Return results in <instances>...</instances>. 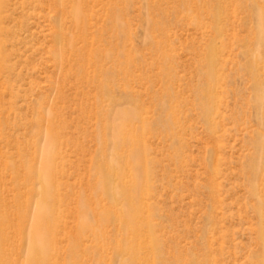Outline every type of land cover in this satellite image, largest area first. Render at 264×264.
I'll return each mask as SVG.
<instances>
[{
	"label": "rangeland",
	"instance_id": "374dc122",
	"mask_svg": "<svg viewBox=\"0 0 264 264\" xmlns=\"http://www.w3.org/2000/svg\"><path fill=\"white\" fill-rule=\"evenodd\" d=\"M0 155L11 264H264V0H0Z\"/></svg>",
	"mask_w": 264,
	"mask_h": 264
},
{
	"label": "bare ground",
	"instance_id": "6f19581e",
	"mask_svg": "<svg viewBox=\"0 0 264 264\" xmlns=\"http://www.w3.org/2000/svg\"><path fill=\"white\" fill-rule=\"evenodd\" d=\"M78 3H79V0H78ZM80 3H81V0H80ZM79 7H81L80 4H77L76 7H75V11L72 12V15L71 16H72V19H73V23H72L73 26H74L75 29H77V31L78 30L80 31L79 32V34H80L81 31L84 29L83 27H85V25H84L85 22L83 21L84 17L82 19L81 16H80V12H79V9L80 8ZM82 32L84 34V31H82ZM56 37L59 39L60 38V34H57ZM67 44L71 47V50L74 53L75 59H77L78 65H82L83 62H84V59L82 58V53H81V55L80 54H76L77 53V50H76V48H74L73 41L69 40L67 42ZM211 54H213V53H211ZM118 56H120V55H118ZM49 124H52L53 125L52 122L51 123H48V125ZM118 127H122V130H123V125L122 126H118ZM49 130L50 131L48 132L49 134H48V138L47 139L49 141V144H50V148L51 149H49L46 152V154H45V160L42 163V168H41V172H40V176H42V181H41V184H40V187H41V194L40 195H41L42 201H41V203H39V207H38L41 212L38 213V215L36 217V224L37 225H41V223L43 222L44 218L46 217V214H45L44 209L46 208L45 207L46 200L49 198L48 196H49V193H50L47 190V187H48V184H49L48 183L49 169H50V165H51L52 159H55L56 158V154H57L56 148L59 145V140H60V137L57 134H54L53 129L51 130V128L49 127ZM119 130H120V128L119 129L116 128V133L114 135V144H116V146L118 147L117 148V154L119 156H121V152H122L121 147L125 146L128 143V141L126 143L125 138H123L124 136L123 135H122L123 137L121 136V133H120ZM131 145H130V147H131ZM53 147L55 148L54 150H53ZM130 156H132V155H130ZM133 157H132V159H133ZM134 159H136V157ZM132 163H134V162H132ZM136 165H138V163ZM1 167H2V170L3 171H6V172L8 171L10 173V182H11V184L13 186H18L20 184V182H19V179H18V177L16 175L17 172L15 171V168L13 166L7 165L3 160L0 159V168ZM136 169H135V171L137 172ZM12 174L15 175V176L13 177ZM0 179H1L0 180V182H1L3 180V178H1V176H0ZM105 185L106 186L108 185V187H109L107 189V193L109 195H111L110 196L111 199L113 201L114 200H117L116 196L119 193L118 192L117 193H114L113 192V190L111 188V186H112L111 179H109V181H108V179H106ZM11 192L13 194V196H12V199L14 201L13 203H15V202H17V198H18L17 189L11 190ZM121 195H122V193H121ZM1 197H2V193L0 194V205L3 206L2 205V201H1ZM124 198H126V197H124ZM2 200L3 201L5 200L4 197H2ZM130 218L132 219V216ZM130 218H129V220H130ZM130 221H132V220H130ZM9 222L10 221L7 219V217L4 216V213L2 214L0 212V264H11L9 262L10 254H11L10 252H11V249H13L14 244L9 239V237L7 236V234L5 233V230L10 227V223ZM41 228H39V229H41ZM42 234L37 235V232H34L31 235H30V233L26 235V238L24 240H27V246L25 247V251H24V261H25V262L23 261L24 264H45V259H43L44 254L46 253L45 252V248H42V246H40V245H43V244H39L41 242H44V239H45L44 238V235L42 236ZM43 247H44V245H43Z\"/></svg>",
	"mask_w": 264,
	"mask_h": 264
}]
</instances>
